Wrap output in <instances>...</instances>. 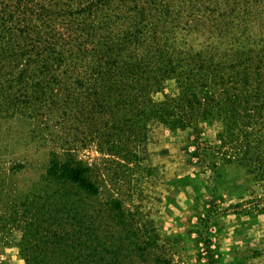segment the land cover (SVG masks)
Returning <instances> with one entry per match:
<instances>
[{
    "label": "trees",
    "instance_id": "16d2710c",
    "mask_svg": "<svg viewBox=\"0 0 264 264\" xmlns=\"http://www.w3.org/2000/svg\"><path fill=\"white\" fill-rule=\"evenodd\" d=\"M66 1L0 0V85L57 86L127 170L150 121H219L216 152L264 181V0ZM183 13L206 15L218 44L178 41ZM67 154H52L38 190L3 201L0 244L19 229L24 264H166L139 217L101 197L98 167Z\"/></svg>",
    "mask_w": 264,
    "mask_h": 264
},
{
    "label": "rangeland",
    "instance_id": "374dc122",
    "mask_svg": "<svg viewBox=\"0 0 264 264\" xmlns=\"http://www.w3.org/2000/svg\"><path fill=\"white\" fill-rule=\"evenodd\" d=\"M196 15L178 16L172 35L196 50L218 44L207 16ZM167 85L172 90L175 84ZM57 91L55 85H0V213L10 212L4 200L38 190L53 153L63 160L70 153L98 167L101 197L120 198L139 217L166 264H264V181L222 160L215 150L219 121L186 128L150 121L146 138L136 143L137 165L127 170L89 139L86 115L56 98ZM20 235L14 229L9 244H0V264H24L15 245Z\"/></svg>",
    "mask_w": 264,
    "mask_h": 264
}]
</instances>
